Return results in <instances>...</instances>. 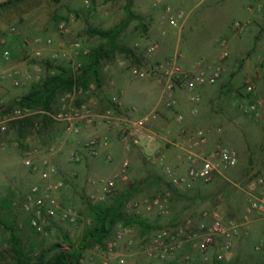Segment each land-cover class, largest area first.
Returning <instances> with one entry per match:
<instances>
[{
    "label": "rangeland",
    "instance_id": "rangeland-1",
    "mask_svg": "<svg viewBox=\"0 0 264 264\" xmlns=\"http://www.w3.org/2000/svg\"><path fill=\"white\" fill-rule=\"evenodd\" d=\"M224 7L218 0H0V119L18 109L14 106L16 102L49 71L59 66L74 71L78 65H85L90 54L102 45L108 48V40L95 31H107L128 20L127 10L132 17L117 39L115 53L101 64L100 82L92 78L90 87L93 88L86 89L82 96L83 102L94 101L89 105L97 113H126L116 106V99L124 98L128 88L143 91L141 84L147 81L134 79L132 69L174 57H179L180 65L186 69L201 60L214 63L223 50L221 41H228L229 56L224 61L225 65L229 62L228 66L224 67L216 85L199 91L201 103L196 107L191 105L185 92H179L177 98L180 104L190 105L188 114L181 112L185 116V125L208 131L209 137H214L215 146H232L239 153V163L222 170L208 184L198 183L191 190L178 192L163 172L165 165H176L174 160L178 150L172 151L169 157L167 147L158 153L149 151L150 148H135L129 157L128 178L118 181L117 188L118 193H127L126 215L145 224H118L103 244L93 243L84 250L80 264H264V219L247 212L250 186L259 177L264 178V116L260 119L250 117L241 108L252 98L245 95L248 83L255 85L264 100V44L259 55L253 47L249 26L253 24L250 21L253 13L248 11L257 12L264 18V0L249 6L240 1L237 11ZM171 15L175 24L170 20ZM237 22L247 24L241 33L233 29ZM261 22L263 20L256 28L262 25ZM233 35L239 41L236 44ZM37 37L53 41L50 47L41 49V56L35 54L34 46L27 44ZM164 37L168 40L167 52L158 59ZM74 41H79L89 55L76 56L71 51ZM243 41H246V48L238 50ZM151 45H157L158 49L149 57L147 49ZM5 49L11 53L9 60L3 57ZM61 50L69 51V54L53 58ZM247 60L251 62L244 67L243 62ZM12 69L19 70L23 76L29 75V80L15 86L11 79L2 78L5 71ZM148 81L158 89L159 97L160 88L154 81ZM57 107L55 102L53 109ZM195 108L197 113H194ZM32 111L37 120L34 129L12 122L8 134L0 136V143H5L0 147V264L13 261L10 232L5 223L11 224L19 233L28 256L35 257L49 250L52 255L57 247L70 249L72 245L68 240L78 243L86 229L93 225L89 205L95 204L92 197L97 189L89 180L112 178L127 157L124 146L119 144L113 149L117 143L111 138L106 151L102 150L98 157L90 154L86 144L94 137H101L99 128L105 124L84 125L80 135L67 137L63 125L47 121L38 110ZM146 112L138 109L133 117L140 118ZM210 114L222 116L223 120L211 121ZM33 147L39 149L40 156L51 157L59 170L54 180L63 179L65 184L58 194V202L62 207H71L75 213L73 222L63 221L58 215L44 232L31 226L22 208L31 188L42 183L41 178L24 165L25 153ZM52 147H55L54 154L50 152ZM72 153L77 157L73 162L70 160ZM246 153L250 157L247 162L244 159ZM167 192L171 193L166 205L168 214L147 211L143 207L140 213L135 211L133 204L163 197ZM205 210L217 211L242 226L230 258L218 260L216 251L210 250L209 260L204 261L191 245H185L166 260L147 255L159 230L177 227L186 218L199 222L200 214ZM126 227L129 233L117 241V233ZM122 259L124 263H121Z\"/></svg>",
    "mask_w": 264,
    "mask_h": 264
},
{
    "label": "built area",
    "instance_id": "built-area-1",
    "mask_svg": "<svg viewBox=\"0 0 264 264\" xmlns=\"http://www.w3.org/2000/svg\"><path fill=\"white\" fill-rule=\"evenodd\" d=\"M170 20L175 24V18L171 15ZM63 27V26H62ZM61 27V28H62ZM247 24L235 23L233 29L236 32H243ZM6 44L5 41H2ZM27 44L35 47L37 56H41V49L50 47L52 39L37 37ZM223 47L219 59L214 63L205 60L197 62L192 68L186 69L179 63V57L169 58L163 62L152 63L142 68L132 69V76L139 80H152L160 88L161 94L154 108L140 118H134L132 110L130 113L117 114L112 111L97 113L91 108V104L82 101V96L87 91L83 87H76L71 92L61 96L59 106L53 112L46 113L53 121L64 126V133L69 136L81 134L84 125H91L94 122L105 124L116 131L123 143L127 157L122 161L120 168L110 179L93 180L89 183L95 185L97 193L93 195L95 203L106 202L109 198L118 193L117 182L125 181L131 167L130 153L138 147L150 148L157 143L161 134L152 129L154 123L164 110H176L180 101L177 98L179 92H185L188 101L193 106H198L202 101L200 90L214 86L220 80L224 72V61L229 56L228 41H221ZM158 49L157 45H151L147 49L149 57L153 56ZM71 51L76 56H88L89 51L79 41L71 44ZM69 51L61 50L53 55V58L65 57ZM11 53L8 49L3 52V57L9 60ZM81 65L74 70L78 73ZM2 78H9L15 86H20L29 80V75H22L19 70H8L2 74ZM245 95L252 97L249 102L242 105L243 112L253 118L260 119L264 116V100L258 95L255 85L245 86ZM197 113V109H194ZM32 109L18 108L13 110L3 119H0V136L4 137L9 132L12 122L24 120L33 116ZM176 120L181 124L179 139L174 143L178 150L176 165H165L163 172L170 180L172 187L178 192H186L195 187L198 183L208 184L222 170L237 166L240 157L239 153L232 146L217 144L210 150L205 147L209 141V132L204 129H194L185 125V116L180 112ZM5 146L4 142L0 147ZM110 146V139L105 137H94L86 147L93 157H98L103 149ZM52 154L55 147L50 148ZM37 147L28 149L24 157V165L34 174L38 175L42 183L34 185L28 193L22 208L28 215L32 227L39 231H45L51 227L54 218L60 215L63 221H75V213L71 207H62L58 202V194L64 188L63 179H55L59 170L52 162L50 156H40ZM111 159V157H110ZM70 160H77L74 153ZM186 166L184 171L180 168ZM251 199L247 209L248 213H255L264 219V178L259 177L250 186ZM171 193L167 192L163 197L146 199L142 203L133 204L137 213L140 208L147 211L158 210L161 214H168L167 203ZM131 206V204H130ZM201 220L198 222L192 218L184 219L177 227L164 228L159 230L151 247L147 251L150 258L166 260L174 257L185 245H191L197 250L204 261L209 260V251L215 250L218 260L230 258L234 248V240L241 234V225L233 219H226L217 211H202ZM129 229H121L117 235V241L122 240ZM260 245L259 248H261ZM124 263V260H121Z\"/></svg>",
    "mask_w": 264,
    "mask_h": 264
},
{
    "label": "trees",
    "instance_id": "trees-1",
    "mask_svg": "<svg viewBox=\"0 0 264 264\" xmlns=\"http://www.w3.org/2000/svg\"><path fill=\"white\" fill-rule=\"evenodd\" d=\"M127 13L130 19L132 17L131 12L127 10ZM128 20L110 30L95 31L96 34L108 40V48L102 45L98 50L92 52L89 56V61L82 65L78 73L65 67L54 68L53 71H49L48 75L40 83L34 84L31 90L22 96L14 106L38 110L44 114V118L47 121H53L46 113L54 111L53 105L55 102L59 106L62 95L71 92L76 87L88 89L92 78L100 82L101 64L104 59L111 57L115 53L117 39L127 26ZM36 121V118L31 116L24 120L15 121L13 124L28 125L31 129H34ZM127 200V193L123 192L115 194L106 202L90 204L89 213L93 225L86 229L78 243L68 240L72 248L62 249L57 247V251L52 255V250H49L40 252L35 257L28 256L19 233L11 224L5 223L7 230L10 232V251L13 254V261L8 264H80L84 250L93 243L103 244L112 235L114 228L118 224L131 225L135 222L141 225L145 224L126 215Z\"/></svg>",
    "mask_w": 264,
    "mask_h": 264
},
{
    "label": "crops",
    "instance_id": "crops-1",
    "mask_svg": "<svg viewBox=\"0 0 264 264\" xmlns=\"http://www.w3.org/2000/svg\"><path fill=\"white\" fill-rule=\"evenodd\" d=\"M219 2H223L224 4V9H236L235 11L238 10V6L240 5V1L247 2L248 6L252 3V4H257L258 0H218ZM248 10V7H247ZM234 11V12H235ZM249 12L253 13L251 16L252 18H250L251 23L253 22V24L249 25L250 29L252 31L253 34V43H254V49L255 51H257V53H259L260 55V51L263 49V44H264V18L260 16L259 13L257 12H253L248 10ZM260 20H263L262 25L258 26V28H256V24H258L260 22ZM257 21V23H256ZM163 36V35H162ZM235 36H232V39L234 40ZM163 38V37H162ZM165 38V37H164ZM165 40V41H164ZM238 41V40H237ZM236 39L234 42V44H236L235 42H237ZM168 42V40L165 38L163 39V43L161 42V50L159 51V53L157 54V58L160 59L163 57L164 54H166L167 52V47H166V43ZM239 42V41H238ZM236 46V45H235ZM246 48V41H243L242 43H239L238 45V50L242 49L244 50ZM243 53H246L243 51ZM247 54V53H246ZM219 55V54H218ZM234 56V55H233ZM253 59V58H250ZM249 62H251L250 60H247L246 62H243L244 67H247V65L249 64ZM229 62H227L228 64ZM225 65L224 63V67H227L228 65ZM142 90L139 89H125V93H124V98H118L117 100V107L121 110H125L126 113H130L132 112V110H147V112L145 114H147L150 110H152L154 108V106L156 105L157 101H158V89L156 87H154L153 83H151L150 81H144L142 84ZM123 92V91H122ZM190 105L185 104L184 102H182L179 105V108H177L176 110L173 111H162V113L160 114V117L158 118V120L155 121L152 129L159 132L161 134V136L159 137L157 143H155V145H152L149 149V151H155V152H161L162 148L165 149L166 147L169 149L167 151L168 156L170 157L172 155V151H177L176 147L174 146V143L179 139V132L181 129V124H179L176 120V115L177 113L183 112L186 114L189 113V108ZM144 114V115H145ZM132 115H135V112L132 113ZM209 120L211 121H217V120H223L222 116L221 117H215L214 115H208ZM222 118V119H221ZM228 118L231 120L232 118L230 116H228ZM89 129V128H88ZM90 131V129L88 130ZM177 131V133H176ZM108 133V134H107ZM176 133V134H175ZM99 134L101 137H105V136H109V138L111 139H115L117 145H115V147H113V149H117L119 144L123 146V143L120 140V137L118 136V133L112 129H110L107 125L99 128ZM106 134V135H105ZM214 137H209V141L208 144L206 145L205 149L206 150H210L213 147H215V143H214ZM214 145V146H213ZM112 149V150H113ZM106 151V149H103ZM245 161H249L250 157L249 155H245L244 157ZM174 162L176 164H178V159L176 156V159L174 160ZM186 169V166H183L180 168L181 171H184Z\"/></svg>",
    "mask_w": 264,
    "mask_h": 264
}]
</instances>
